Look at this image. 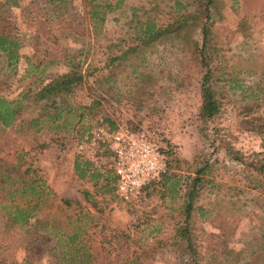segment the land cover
I'll use <instances>...</instances> for the list:
<instances>
[{
  "label": "rangeland",
  "instance_id": "374dc122",
  "mask_svg": "<svg viewBox=\"0 0 264 264\" xmlns=\"http://www.w3.org/2000/svg\"><path fill=\"white\" fill-rule=\"evenodd\" d=\"M11 2L0 0L4 27L20 47L14 63L0 52V96L25 98L14 123L0 124V158L19 156L22 168L31 163L54 192L34 215L72 230V213L82 206L85 253L93 252L88 240L115 264L130 258L139 238L157 246L147 264H184L186 225L200 264H263V183L252 154L240 164L226 149L257 152L264 143V132L241 125L264 115V0H123L101 27L81 0L57 8L45 0ZM147 18L164 31L144 43ZM205 72L219 104L212 121L199 116ZM76 73L82 80L69 93L38 97L45 84ZM106 119L172 147L167 172L137 202L118 197L109 152L78 147ZM79 155L92 162L88 177L74 171ZM205 164L186 222L187 192ZM3 222L0 216V264H70L43 226L32 239L25 227Z\"/></svg>",
  "mask_w": 264,
  "mask_h": 264
},
{
  "label": "trees",
  "instance_id": "16d2710c",
  "mask_svg": "<svg viewBox=\"0 0 264 264\" xmlns=\"http://www.w3.org/2000/svg\"><path fill=\"white\" fill-rule=\"evenodd\" d=\"M7 1L8 0H3V3ZM45 1L53 8L73 2V0ZM122 1L123 0H81L84 7H86V9H84L85 14L91 21L94 20V27H101L107 15L119 8ZM206 1L211 2L212 0ZM11 3L14 5L18 4L17 0H12ZM6 12V7L0 3V52L4 54L8 63H14L19 55L18 49L20 47V42L15 36L10 35L9 30L4 27L7 20ZM203 14L207 20L209 17L208 8H205ZM202 27L203 37H205L206 27L205 25ZM140 31H142L141 35L144 40L143 42L149 43V41L155 40L162 35L164 28L154 19L147 18L145 23L140 26ZM82 77L81 73L63 75L62 78L45 84L41 88L42 92L39 93L41 95L38 97H45V95L53 93H69L72 84L81 82ZM207 77V72H205L203 75L204 81L201 85L199 116L201 119L212 121L219 111V104L215 98V92L212 90L211 86L205 82L207 81ZM24 98L25 95L13 99L0 96V124L3 127H8L14 123L17 115L24 108ZM106 120L107 122H104V124L114 126L112 122H108V119ZM241 123L242 126L245 125L247 128L246 130H254L258 134L264 132V115L258 114L247 120H243ZM161 149L163 156L165 155L164 158H166L168 162L169 156L172 153V147L166 141V145L162 144ZM226 151L230 159L240 164L246 163L245 159L252 154V160H255V165H257L254 166V169L260 175V185L263 183L262 188H264V143L261 150L257 152H254V150H243L241 148H234L230 151L226 149ZM259 155L260 158H258ZM18 158L19 156L0 158V216L4 220V225L25 227L26 233L33 234L32 239H35L34 235L39 226H43L44 233L50 234L51 239H55V242L60 244L59 251L62 255V259H68L70 264H115L108 259L99 258L98 254L103 250L102 246H100V249L95 250V246L90 242L88 243V240H86L87 246H89L93 252L85 253L86 248L83 238L85 239L84 235L87 234V231L84 230V225L81 222L82 216L85 214V212L82 211V206H79L80 208L77 212L72 213L77 219V224L72 230L70 228H64L61 223L55 220L51 221L47 217L41 220L34 215V210L42 204H46L47 198L54 192L46 184V181L38 175L37 169L30 165L31 163L26 168H22ZM250 163L254 164L253 162ZM205 167L206 164L195 170L196 174L194 178H192L191 189L187 192V196H190L189 201L185 204L186 222H188L192 212L193 196L191 195H193L196 184L200 182V175ZM73 168L79 178L88 177L93 170L92 162L88 158L80 155L75 157ZM87 196H89V194ZM58 200L66 207H70L69 199L59 197ZM69 216H66L64 220L69 222ZM182 233L186 240V247L183 248L182 251L183 253L188 252L187 256L190 257L187 258L184 264H200L198 254L192 247L190 241L191 234L188 231L187 225L184 226ZM124 234V232H120V235ZM137 244L138 245L130 251V258L124 264H147V259L154 256L157 249L156 245L150 244L145 238H139Z\"/></svg>",
  "mask_w": 264,
  "mask_h": 264
},
{
  "label": "built area",
  "instance_id": "2783aa9c",
  "mask_svg": "<svg viewBox=\"0 0 264 264\" xmlns=\"http://www.w3.org/2000/svg\"><path fill=\"white\" fill-rule=\"evenodd\" d=\"M161 146V140L152 132L132 129L127 124L100 123L83 137L78 147L90 154H111L117 195L133 203L168 170Z\"/></svg>",
  "mask_w": 264,
  "mask_h": 264
}]
</instances>
